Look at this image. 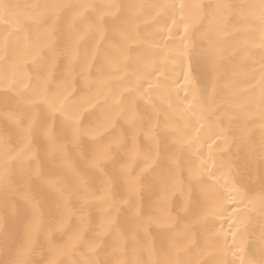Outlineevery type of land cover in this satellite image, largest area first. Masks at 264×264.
Returning a JSON list of instances; mask_svg holds the SVG:
<instances>
[{
  "label": "snow or ice",
  "instance_id": "obj_1",
  "mask_svg": "<svg viewBox=\"0 0 264 264\" xmlns=\"http://www.w3.org/2000/svg\"><path fill=\"white\" fill-rule=\"evenodd\" d=\"M146 7L161 6L0 0V102L5 106L0 264H264V226L259 257L250 252L241 258L247 229L234 217L227 231L223 225L212 231L206 222L209 214H222L224 200L232 202L234 212L240 205L259 204L264 214V0L197 5L201 12L188 17L181 4L179 22L172 20L177 32L183 25L185 33L200 23L199 55L213 69L223 58L216 37L222 11L246 37V58L255 63L259 56L260 70L248 81V104L228 110L210 107L196 91L173 97L176 81L164 76L163 65L133 55L130 42L138 38L133 25ZM61 57L66 63L57 81L53 70ZM93 66L98 85L134 69L118 81L127 96L118 99L100 86L93 90ZM153 76L164 78L150 80ZM257 124L259 147L249 148L243 169L223 154L217 163L213 144L223 153L249 138ZM142 134L151 146L137 159ZM202 141H212L206 157L196 148ZM140 163L145 167L137 173ZM16 193L25 194L23 203ZM24 216L28 225L17 242L8 219ZM69 218L78 223L68 224Z\"/></svg>",
  "mask_w": 264,
  "mask_h": 264
},
{
  "label": "bare ground",
  "instance_id": "obj_2",
  "mask_svg": "<svg viewBox=\"0 0 264 264\" xmlns=\"http://www.w3.org/2000/svg\"><path fill=\"white\" fill-rule=\"evenodd\" d=\"M6 3L13 4H26V3H90V4H110V3H130L138 5H159L158 8H144L142 18L133 25V33L137 35L135 41L130 42L131 48L134 50L133 55H142L148 59L155 58L158 63L163 65L162 71L164 76L176 81L172 88V95L175 97L177 93L180 97H183L190 91H196L197 95L203 94L205 100L209 103L210 107L221 108L222 110H228L236 108L240 105L248 104L251 97V88L248 81L251 79L253 73H258L260 70L259 56L255 57L257 62L247 59L243 50V45L246 37L243 34H237L232 23H230V17L223 11L220 15L223 20L220 23V29L216 33V37L219 40V45L223 50V58L213 69L209 66L207 60L199 55L200 46L203 43L201 40L200 23L190 25L188 32H184V26L179 25V31L177 32V25L172 23L173 19L177 22L180 20L179 5H185L184 15L196 16L201 12V9L197 8V5H216V4H228L237 3L239 0H5ZM165 5H176L177 8H165ZM207 11V9H203ZM187 36V39L181 42L182 36ZM92 41H88L90 45ZM87 46V45H86ZM184 49V54L181 55L179 49ZM252 51L258 52V48L252 49ZM66 61L61 57L58 61V67L53 70V76L59 80L61 73L64 71V65ZM106 71H113L114 69L105 66ZM134 71V69L126 68L120 72L119 77H113L107 80L106 84L98 85L95 83V67H90L89 72L93 73L91 79L93 80L92 88L95 90L98 86L103 87L107 92L113 90L117 93L118 99H124L127 96L125 91V85L119 83V80L125 78L127 73ZM185 74L188 76V82H184ZM163 76H153L150 80L163 79ZM259 81L257 75L255 81ZM80 86L83 87V80L80 81ZM144 88H148V83H144ZM3 89H0L2 92ZM258 95V89H257ZM2 101V96H0ZM111 103V101H109ZM107 107V105H105ZM4 113L5 106L0 102V156L3 155V138H4ZM231 114V113H229ZM223 115V112L218 113ZM239 121L233 127H238ZM224 127H229L227 119L224 121ZM195 135V133H194ZM247 139H238L236 143L231 144L228 148H225L223 153L216 148V144L212 145V151L217 154V163L221 154L226 157H230L232 164L240 169H243L246 163H248V152L251 146L259 147L260 143V131L258 124L253 126L248 134ZM208 143L203 141L196 145L197 149H202L205 157L209 154ZM216 143H220L219 140ZM23 145H21L22 147ZM151 146V141L146 135H140L137 138V159L142 157L143 153ZM215 167V165H210ZM145 165L140 163L135 168L137 173H140L141 169ZM151 172V169H148ZM254 192L259 191V185L256 184L253 189ZM3 187L0 186V249H2L4 242V217L5 209L3 202ZM24 193H16L15 199L23 203ZM155 199V194L153 196ZM222 214L215 215L209 214L206 217L207 227L212 231L220 229L223 225L224 230L227 231L229 217H234L233 222L240 225L241 229H247L245 233V248L241 253V258L247 257L250 252H255L259 257L261 247V230L264 226V214L261 213L259 204L255 207L249 206L245 208L243 205L233 210L232 202L230 200H224L222 202ZM95 213V210H93ZM236 213H243V215H236ZM93 222L99 224V215L94 214ZM68 224L75 226L78 221L76 218H69ZM212 224H215V229H212ZM8 225L10 229H13L16 233L17 242H20L23 238V233L28 225V217L24 216L20 220H14L9 217ZM203 235V229H201V236ZM231 236L228 237L229 243H231ZM231 259H236L232 257Z\"/></svg>",
  "mask_w": 264,
  "mask_h": 264
}]
</instances>
